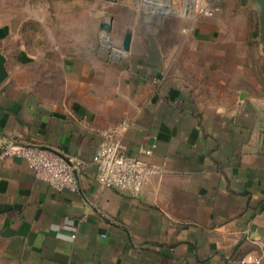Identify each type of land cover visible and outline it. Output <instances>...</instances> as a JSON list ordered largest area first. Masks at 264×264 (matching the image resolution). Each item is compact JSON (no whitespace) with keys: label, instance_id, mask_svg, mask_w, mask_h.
<instances>
[{"label":"crops","instance_id":"crops-1","mask_svg":"<svg viewBox=\"0 0 264 264\" xmlns=\"http://www.w3.org/2000/svg\"><path fill=\"white\" fill-rule=\"evenodd\" d=\"M191 1L116 0L111 56L91 25L49 26L0 0V148L51 147L78 176L57 191L0 157V264H264L260 7L198 17ZM125 118L130 154L164 169L139 195L101 186L93 162L92 127Z\"/></svg>","mask_w":264,"mask_h":264},{"label":"built area","instance_id":"built-area-1","mask_svg":"<svg viewBox=\"0 0 264 264\" xmlns=\"http://www.w3.org/2000/svg\"><path fill=\"white\" fill-rule=\"evenodd\" d=\"M193 13L198 17L213 16L217 6L214 0H192ZM131 120L125 118L106 128L92 127L103 136V141L93 156L98 169V181L104 187L128 189L139 195L146 179L162 174L161 165L147 162L130 154L125 142V134L132 127ZM141 151L151 154L152 148L142 147ZM21 157L33 168L37 178L46 181L57 191L78 188V176L74 167L57 150L38 144L5 140L0 148V157ZM243 264H259L261 257L247 254L241 259Z\"/></svg>","mask_w":264,"mask_h":264},{"label":"rangeland","instance_id":"rangeland-1","mask_svg":"<svg viewBox=\"0 0 264 264\" xmlns=\"http://www.w3.org/2000/svg\"><path fill=\"white\" fill-rule=\"evenodd\" d=\"M216 6H240L242 0H214ZM6 5L19 10L31 9V17L36 16L43 20L47 25L64 24L76 25L82 27L84 24L91 25V38L96 39L100 45L109 49V55H115L112 52L114 46L115 34L107 33L100 27L104 20H108L112 26H116L115 14L117 12L116 0H4ZM91 7L89 15L88 9ZM111 14V17H110ZM54 29V28H52ZM54 35L62 36L63 32H52ZM76 35H85L88 38L89 33L76 32Z\"/></svg>","mask_w":264,"mask_h":264},{"label":"water","instance_id":"water-1","mask_svg":"<svg viewBox=\"0 0 264 264\" xmlns=\"http://www.w3.org/2000/svg\"><path fill=\"white\" fill-rule=\"evenodd\" d=\"M259 4L260 11H259V24H260V41L264 45V0H256ZM111 17V14H110ZM101 27L105 31H109L111 29V24L108 20H104L101 22ZM132 34L127 32L125 34V38L123 41V49L129 50L131 45ZM6 55L0 50V85L4 82V80L8 76V70L6 66Z\"/></svg>","mask_w":264,"mask_h":264}]
</instances>
